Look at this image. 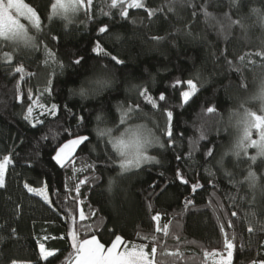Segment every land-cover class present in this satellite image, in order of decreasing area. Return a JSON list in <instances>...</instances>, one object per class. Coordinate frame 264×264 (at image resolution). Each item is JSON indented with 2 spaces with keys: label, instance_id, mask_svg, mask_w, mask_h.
Here are the masks:
<instances>
[{
  "label": "trees",
  "instance_id": "1",
  "mask_svg": "<svg viewBox=\"0 0 264 264\" xmlns=\"http://www.w3.org/2000/svg\"><path fill=\"white\" fill-rule=\"evenodd\" d=\"M23 1L37 11L39 29L30 44L0 42V163L12 161L0 189V264H73V233L106 248L119 235L125 242L120 250L145 245L150 259L155 247V264H215L227 257V234L232 264L264 262V157L251 162L257 152L250 149L222 158L236 145L225 118L262 102L240 106L246 96L259 95L264 79V55H256L264 53V0L236 6L232 0H141L144 8L84 0L71 22L53 14L56 0ZM96 44L110 55L97 53ZM99 72L113 74L115 84L78 96ZM189 80L197 92L185 104ZM145 88L156 107L139 95ZM236 123L240 133L243 124ZM135 126L146 127L165 147L157 143L146 153L159 164L121 173L114 142ZM80 135L89 141L60 168L53 159L59 147ZM249 171L256 174L255 189ZM25 184L44 189L51 205ZM192 184L203 188L193 194ZM41 244L53 253L46 260Z\"/></svg>",
  "mask_w": 264,
  "mask_h": 264
},
{
  "label": "snow or ice",
  "instance_id": "2",
  "mask_svg": "<svg viewBox=\"0 0 264 264\" xmlns=\"http://www.w3.org/2000/svg\"><path fill=\"white\" fill-rule=\"evenodd\" d=\"M127 3L128 8H144L145 5L141 2V0H112V7H116L117 4ZM239 0H232L233 6L238 5ZM88 4H91V0H88ZM84 5V0H69L68 3H65L64 0H56V3L52 5L53 14L63 13L65 15V19H68L71 22L70 17L67 15L69 12H76ZM153 13H149L152 15ZM121 15L127 17L128 12L126 10L122 11ZM21 18L27 20L30 24H32L35 28L39 29L40 27V18L37 15V11L30 7L27 3H24L23 0H0V37L5 39H23L25 41H31V37L28 36L27 29L23 23H21ZM236 23L240 24L241 27H244L243 21L238 20ZM101 33L107 32V27H101L99 29ZM97 53L108 56L110 55L108 52L101 47L100 44H96L95 49ZM256 55H264V53H256ZM111 59L115 61L117 64H124L125 61L122 59H118L115 55L111 56ZM243 59V57H241ZM81 61L79 59L76 60V64H80ZM62 67V66H61ZM17 72L22 71L21 68L16 69ZM188 86L192 90L184 91L182 93L183 102L185 104L188 103L189 99L192 95L195 94L197 90V85L193 83L192 80L188 81ZM137 90L142 88V85L134 86ZM81 95H87L85 89L80 90ZM139 95L145 97L147 102L151 104L153 107H156V101L148 95V89H143V91L139 92ZM257 99L264 100V85L261 86L260 93L256 97ZM159 100H165V96L162 94L159 96ZM57 106L55 104L52 105V111L55 112ZM215 109L208 108V112H214ZM32 109H28L29 116L31 115ZM168 120L171 121L173 118L172 111L167 112ZM28 119V117H25ZM83 119L82 117L80 118ZM99 119V117H97ZM243 124V134L239 138L238 142L235 145V154L236 156H240L241 152L247 155V149L249 147H255L257 151V155H264V116H260L257 114H246L243 119L240 121ZM255 129L258 132L259 139H252V130ZM100 135H105L104 131H100ZM132 135L135 137L132 141L126 142L124 139H119L114 142V147L119 151L120 156L122 157V161L119 165L120 172H128L133 168H139L143 163H156L159 164L160 161L156 160L155 157L146 155V150L153 143V139H149L145 136L141 139V133L139 130L132 131ZM167 135L172 137L173 133L171 129L167 131ZM46 139V137H45ZM86 141H89V137L87 135H80L74 139H70L67 143H64L62 147H59L53 159L56 164L60 168H66L69 164L70 158L75 153L77 147L82 144H85ZM159 144L160 148H164L165 145L163 143H159L158 140L155 141ZM192 153H189V157H191ZM208 156H212V151L209 150L207 152ZM177 159H181V157L177 156ZM251 162L256 161V156L249 157ZM10 158H6L3 163H0V189L5 187V172L7 165L11 163ZM111 163L115 164V161L112 160ZM163 175V173H160ZM178 179L181 183L187 185L189 184L188 179H186L179 171L176 173ZM231 175V173H229ZM247 179L251 181V186L255 189L257 187L256 174L252 171L248 172ZM119 187V185H117ZM25 188L30 193L34 195L41 196L45 202L51 205V201L46 195V191L41 189L37 191L36 189L29 187L25 184ZM113 188V182L109 181L108 191L111 192ZM152 188L155 189V185H152ZM203 188L202 184H192L191 192L194 194L198 189ZM78 191V189H77ZM264 191V189H262ZM233 216L236 215L235 212L232 213ZM81 219L84 218L83 212L80 213ZM152 220L157 223L156 231H161L159 226V222L161 221V215L156 214L152 216ZM252 228H248V232H252ZM225 239V247L227 248V260L224 264H232L233 258V242L227 238ZM148 239L149 237H145ZM154 239V237H151ZM72 248L75 250V264H155L154 258L156 256L157 249L153 247L151 249V259L149 258V253L145 250V245H132L126 246L123 250H120L121 244L125 243L122 240V237L119 235H115L114 242L111 243L110 247H105L103 243L100 242L99 239L93 237L91 239H85L82 242L78 240L75 233H73L71 237ZM40 253L44 259H47L49 256H52L53 253L45 250L44 245L40 246ZM264 264V262H261Z\"/></svg>",
  "mask_w": 264,
  "mask_h": 264
},
{
  "label": "clouds",
  "instance_id": "3",
  "mask_svg": "<svg viewBox=\"0 0 264 264\" xmlns=\"http://www.w3.org/2000/svg\"><path fill=\"white\" fill-rule=\"evenodd\" d=\"M115 82L116 80L113 74L108 73V72H99L95 74L94 76L90 77L85 82V85L78 89L77 95L80 97H86L90 93H95L98 95L104 90L111 88L115 84ZM259 84H260V89H261V86L264 85V79H261L259 81ZM82 88L86 90L87 95H81L80 90ZM256 97H257V94H251V95L246 96L240 102L241 108L245 104H250V103L255 102L257 100ZM259 108L261 110H264V104H260ZM254 110L255 109L240 111L239 109H237L231 116L225 118L224 123L234 130V135H233L234 143L238 142L239 136H240L239 125L236 123L237 119L241 121L246 114H250ZM227 155L236 156L235 151L232 150L231 147L225 148V150L222 153V158L226 157ZM261 157H264V155H257L256 158H261Z\"/></svg>",
  "mask_w": 264,
  "mask_h": 264
},
{
  "label": "rangeland",
  "instance_id": "4",
  "mask_svg": "<svg viewBox=\"0 0 264 264\" xmlns=\"http://www.w3.org/2000/svg\"><path fill=\"white\" fill-rule=\"evenodd\" d=\"M23 2H24V1H23ZM64 2H65V3H68L69 0H64ZM24 3H25V2H24ZM55 3H56V2H55ZM76 12H77V11H76ZM71 14H75V12H74V13L69 12L67 15L70 16ZM56 15L65 17V15H64L63 13H59V14H56ZM21 23H23V24L25 25V27H26V29H27V32H28V36L31 37V38H33V35H34V33L37 31V28H35L32 24H30L27 20H24L23 18H21ZM35 30H36V31H35ZM33 31H34V33H33ZM32 34H33V35H32ZM0 42L8 43L9 45L14 46V47H17V46H23V45L30 44V41H25V40H23V39H20V40H16V39H5V38H3V37H0ZM7 59H9V58L7 57ZM186 88H187L186 91H189V92L192 91V90L189 88L188 83L186 84ZM196 92H197V90H196ZM196 92H195V93H196ZM193 96H194V95H192L191 98H192ZM191 98H190V99H191ZM190 99H189V100H190ZM261 104H264V100H262ZM251 113H253V114H257V115H260V116H264V110H261L260 108L255 109V110L252 111ZM122 123H123V124L125 123V119H124V118H123V120H122ZM243 127H244V126L242 125V126H241V129H240V136H239V138H240V137L242 136V134H243V131H242V130H243ZM135 130H139V132L141 133V139H143L145 136H147L149 139H153V143H152V145H151L150 147L147 148L146 153L149 151V149L156 147V145H157V143L155 142V141H156V139H155L156 135L153 134V133H151V132H149L148 129H147L146 127H144V126H135V127L130 128V129H127L126 131L123 132L121 138L124 139L126 142L132 141L133 139H135V137L132 135V131H135ZM121 138H119V139H121ZM119 139H116L115 141H117V140H119ZM252 139H259L258 132H257L255 129L252 130ZM77 148H78V147H77ZM115 149H116V147H115ZM250 149H254L255 152L258 151L255 147H249V148L247 149V152H249ZM76 150H77V149H76ZM76 150H75V151H76ZM117 151H118V150H117ZM118 154H119L120 160L122 161V157L120 156L119 151H118ZM1 163H3V161H2ZM120 163H121V162H120ZM145 164H146V163H143L141 166H143V165H145ZM8 166H9V165H7L6 172H5V177H6V173H7ZM141 166H140V167H141ZM140 167H139V168H140ZM134 169H137V168H133V169H131V170H134ZM47 196H48V195H47ZM120 248H121V246H120ZM50 257H51V256H49L48 258H50ZM48 258H47V259H48ZM42 259H43V260H46V259H44L43 257H42ZM226 260H227V257H221V256H218L217 258L214 259V262H215V264H224V262H225ZM73 264H75V262H74Z\"/></svg>",
  "mask_w": 264,
  "mask_h": 264
}]
</instances>
